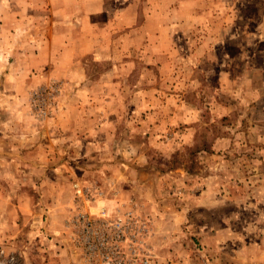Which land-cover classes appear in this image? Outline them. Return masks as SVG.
Segmentation results:
<instances>
[{"label": "rangeland", "instance_id": "rangeland-1", "mask_svg": "<svg viewBox=\"0 0 264 264\" xmlns=\"http://www.w3.org/2000/svg\"><path fill=\"white\" fill-rule=\"evenodd\" d=\"M255 102L264 105V0H0V196L26 192L39 213L24 231H0V264H59L43 254L59 246L43 233V209L63 183L68 243L87 264L109 251L120 264H264ZM68 110L73 126L61 129ZM96 121L110 132L75 144ZM195 145L206 150L170 163ZM102 210L129 217L125 237L71 223Z\"/></svg>", "mask_w": 264, "mask_h": 264}, {"label": "crops", "instance_id": "crops-1", "mask_svg": "<svg viewBox=\"0 0 264 264\" xmlns=\"http://www.w3.org/2000/svg\"><path fill=\"white\" fill-rule=\"evenodd\" d=\"M162 1H165V0H162ZM167 1L172 2L173 0H167ZM153 11H154L153 13L154 15H158V11L156 9H154ZM143 28H144V24L137 26L135 29L141 30L142 32H144ZM69 79L73 80L75 79V77H70ZM70 105H73V104L71 102H68L67 108ZM251 105L253 106L252 108L254 110L260 111V109H262V112L260 113L264 114V105H262V108H261V105L257 102L252 103ZM72 107H76V109L78 108V106H75V104ZM68 112L69 110L67 111L66 116L65 117L63 116L64 120H62V124L64 125V127L61 124L60 125L61 129L65 128L66 126H68L69 128L73 126V123H72L73 120L68 118ZM86 120H84L85 124L88 123V121ZM254 121H255V125L262 123L261 121H258L256 119H254ZM91 126L93 127V129H97V130L95 132H91V134L90 133L87 134L83 132L84 135H81L82 133H80L79 135H76V138H75L76 141L74 142L75 144L77 143L80 145L81 144L80 142L90 143L89 140L95 141L94 136L96 135L98 136L100 132L102 131L103 127H106L109 130V132L111 128L110 123L107 121L106 122L96 121V122H93ZM75 129L78 130V128H75ZM107 134H109L108 131H107ZM90 135L92 137H90ZM80 151H81V147H80ZM9 156L11 157V159L15 158V155H9ZM17 158H18V155H17ZM6 159H10V158H6ZM14 160L17 161V159H14ZM49 170H50L49 173L51 172V174H59L60 171H62L63 174L67 176L68 174L75 175V170L71 168L62 169L61 167H51ZM8 171L14 177L17 175H20L19 171L18 170L14 171L13 168H10ZM1 174H2V171L0 170V175ZM117 174L119 175V173ZM116 176L113 175V177H116ZM15 180L16 179L14 178V184H15ZM22 186H25V185H22ZM17 188H21V191L23 190V187L17 186ZM57 191H58L57 194L59 195V198L54 199V196H53V199L51 198L50 201L44 204L43 213L47 212V217L45 218L46 219L45 223H43V227L45 225V230L43 231V233L48 235V237L46 238H48L47 240L50 242V246H51L50 248H52V245L53 246L57 245V243H59V246H58V249L56 250H53V249L45 250L43 254L44 255L46 254V256L48 257L57 256L59 260V264H70V262L72 264H87L85 260L80 257L79 252L74 250L68 243V235H67V230L65 226L72 212L74 211L73 210L74 201L71 198L70 186L68 184L63 183L62 185H59ZM64 194L66 198L62 200L61 197ZM5 197L6 195L0 196V231L10 232V230H12L13 228H16L18 229L19 232H21L25 230L26 226L28 225V222L31 223L30 220H32L33 222L39 221L37 218L39 216V213L36 212L38 210H33V203L31 201V197L29 194H27L26 192L25 194L22 193L16 200H12L11 198H8V196L7 198ZM40 207L41 206H38V208ZM23 221H27V224H22ZM8 235H6L5 233L2 235L0 232V237L2 239L7 238ZM28 257H31L30 253H28ZM30 261H31L30 259H29V262L28 260H26L27 263L31 264Z\"/></svg>", "mask_w": 264, "mask_h": 264}, {"label": "built area", "instance_id": "built-area-1", "mask_svg": "<svg viewBox=\"0 0 264 264\" xmlns=\"http://www.w3.org/2000/svg\"><path fill=\"white\" fill-rule=\"evenodd\" d=\"M127 213V212H126ZM101 216V217H99ZM108 215L103 212V210L100 212L98 217H95L91 214H88L87 212H79L77 213L73 219L71 220V223H80L85 230H87L89 233L93 234V230H97L98 228L102 229H109L111 231V235L113 238L116 237H125L124 230L126 229V226L129 222V217L123 216V217H116L115 219H107ZM103 232V239L100 240V242L105 241L109 235L106 231H100ZM99 239V238H98ZM95 251L94 246L92 245L90 248V253L93 254ZM102 255V262L104 264H120L121 260L116 257V253L113 254V251L104 252ZM117 258V260H116Z\"/></svg>", "mask_w": 264, "mask_h": 264}, {"label": "trees", "instance_id": "trees-1", "mask_svg": "<svg viewBox=\"0 0 264 264\" xmlns=\"http://www.w3.org/2000/svg\"><path fill=\"white\" fill-rule=\"evenodd\" d=\"M202 150H206V146L205 145H202V147L201 146L196 147V145H195L194 147L187 148V149H185L182 152L179 151V152H177V154H175L173 156V158L171 159L170 163H174L175 165H178V164H180V161H179L180 158H182L184 156H186L189 160H191L193 158V156H195V154H197L198 152H200ZM191 168H192V166H189V170Z\"/></svg>", "mask_w": 264, "mask_h": 264}]
</instances>
